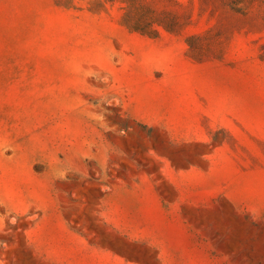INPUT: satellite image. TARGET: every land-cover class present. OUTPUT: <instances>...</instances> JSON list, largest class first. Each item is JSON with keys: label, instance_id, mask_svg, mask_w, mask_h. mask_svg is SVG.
I'll use <instances>...</instances> for the list:
<instances>
[{"label": "rangeland", "instance_id": "obj_1", "mask_svg": "<svg viewBox=\"0 0 264 264\" xmlns=\"http://www.w3.org/2000/svg\"><path fill=\"white\" fill-rule=\"evenodd\" d=\"M0 264H264V0H0Z\"/></svg>", "mask_w": 264, "mask_h": 264}]
</instances>
